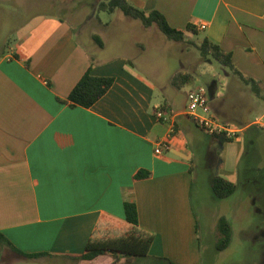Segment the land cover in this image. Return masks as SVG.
I'll return each mask as SVG.
<instances>
[{"label":"crops","instance_id":"0c3cea01","mask_svg":"<svg viewBox=\"0 0 264 264\" xmlns=\"http://www.w3.org/2000/svg\"><path fill=\"white\" fill-rule=\"evenodd\" d=\"M128 1L161 13L185 32L184 41L176 42L183 47V72L164 79L160 66L143 58L146 45L140 41L138 55L95 58L72 21L54 12L29 17L15 45L8 44V34L0 41V234L14 248L0 247V264L5 257L8 264H75L103 215L125 221L127 201L137 205L140 228L154 235L145 262L130 264H203L211 244L203 243L192 202L196 178L207 175L211 187L215 176L232 177L245 146L240 136L223 142L208 135L188 116V93L197 89V73L207 72L205 64L212 62L192 59L185 43L197 51L205 39L217 44L257 87L221 65L223 89L215 80L208 91L201 89L209 100L203 116L232 124L251 109H264V0ZM44 3L53 6L51 0ZM110 24L98 17L92 33L83 28L98 53L106 49L102 34ZM153 26L145 31L157 36ZM201 33L197 43L193 37ZM87 72L114 78L108 93L90 108L59 101L68 99ZM179 73L193 80L177 89L172 79ZM161 108L166 118L158 121ZM258 124L241 131L264 129ZM167 139L170 149L156 155L157 142ZM139 171L149 176L135 179ZM217 236L218 231L215 247ZM36 254L44 255L27 257ZM101 263L113 264V258L80 264Z\"/></svg>","mask_w":264,"mask_h":264},{"label":"rangeland","instance_id":"374dc122","mask_svg":"<svg viewBox=\"0 0 264 264\" xmlns=\"http://www.w3.org/2000/svg\"><path fill=\"white\" fill-rule=\"evenodd\" d=\"M99 1L51 0L52 5L55 6L53 7L40 0H24L22 5L15 4V0H6L3 5H0V41L8 34V44L15 45L26 29L29 17L34 18L47 12H54L72 21L76 26L78 40L93 53L95 58L100 55L107 58L138 55L142 52L136 47V42L140 41L146 45V51L142 54L143 58L150 60V64L154 66H160L164 79H168L176 72H183L185 58L180 53L183 47L168 39L156 25L153 26L152 31L157 36L150 33L148 35L149 31H145V26L140 20L127 17L119 10L113 16L99 12ZM98 17L103 22L111 20L110 26L102 34L106 49L100 53L98 49H92L94 47L83 30L87 26L92 33L91 29L93 24L98 22ZM203 37L204 34L201 33L193 39L198 43V40ZM185 44L187 49L192 51L190 54L192 59H199L202 56L199 50L193 47L192 42ZM201 58L200 62L209 63L210 61L212 64H205L207 72L197 73L194 82L197 89L194 91L201 89L208 91V85L213 80L218 82L219 89H223V78H225L223 67L212 57ZM198 66L199 64L196 68ZM186 89L188 90V86ZM190 93L187 96L188 105ZM263 115L264 109L254 108L232 125L240 130L248 124L258 127L257 122L264 123ZM256 130L253 128L249 133L243 134L241 131L239 134L245 148L239 156L236 173L227 178L238 186L233 196L224 200L217 199L212 193L207 175L204 174L200 178L198 174L196 178L192 202L198 217L203 243L211 244V247L204 252L203 264H264V129ZM221 216H225L230 221L233 231L231 244L225 251H218L212 242V238H216L217 223ZM6 258L1 261V264H8L5 261ZM144 260L141 259L143 263ZM124 262L120 260L118 264H124ZM147 264L162 263L149 261Z\"/></svg>","mask_w":264,"mask_h":264},{"label":"trees","instance_id":"16d2710c","mask_svg":"<svg viewBox=\"0 0 264 264\" xmlns=\"http://www.w3.org/2000/svg\"><path fill=\"white\" fill-rule=\"evenodd\" d=\"M117 10L127 17L140 20L147 28L156 25L172 41L181 42L185 39V32L172 28L165 17L157 11L145 12L131 4L128 0H100L98 3L99 12L112 14ZM187 30L189 31L190 27ZM93 39L99 47L104 46L103 41L98 35H94ZM198 48L202 57H212L220 65L239 75L246 84L251 85L252 89L257 91L255 82L244 78L236 70L231 54L225 53L217 44L212 43L208 39H205ZM192 80V75L179 73L172 79V85L180 89L184 85L191 83ZM113 84L114 78L94 77L90 72H87L73 88L68 99H59V101L68 104L72 108L78 106L90 108L108 93ZM161 110L165 111L163 108ZM222 141L231 142L233 140L222 138ZM148 176V172L139 171L135 175V179H142ZM211 189L215 198L224 200L233 196L237 192L238 186L224 177L215 176L212 179ZM124 210L126 218L123 222L107 215H103L100 218L89 240L86 253L80 257H75V264H80L83 261H92L105 255H110L113 258V264H118L120 260H125L124 264H130L133 259L141 260L149 256L154 235L140 228L138 209L134 202H125ZM217 231L216 249L218 251H225L230 246L233 235L231 223L225 216H221L218 219ZM3 245H9L13 248L9 241L0 234V247ZM43 255H28L27 257L38 258ZM165 261L172 264L168 260Z\"/></svg>","mask_w":264,"mask_h":264},{"label":"built area","instance_id":"2783aa9c","mask_svg":"<svg viewBox=\"0 0 264 264\" xmlns=\"http://www.w3.org/2000/svg\"><path fill=\"white\" fill-rule=\"evenodd\" d=\"M202 29L205 26H201ZM190 103L188 105V116H190L197 126L205 133L213 137L228 138L235 140L239 137L241 130L232 124L221 123L216 118L203 116L200 111H206L208 106V97L202 90L192 91L189 95ZM155 116L158 121L165 120V113L157 110ZM171 132H174L172 129ZM171 140L159 141L156 144V155H162L170 149Z\"/></svg>","mask_w":264,"mask_h":264}]
</instances>
